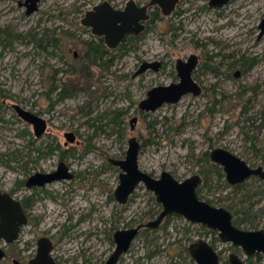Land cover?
Returning <instances> with one entry per match:
<instances>
[{"label":"rangeland","instance_id":"1","mask_svg":"<svg viewBox=\"0 0 264 264\" xmlns=\"http://www.w3.org/2000/svg\"><path fill=\"white\" fill-rule=\"evenodd\" d=\"M101 1L42 0L37 13L25 16L18 0H0V40L8 36V42H0V180L10 187L21 174L18 162L29 156L28 161H32L37 155L35 147L50 142L65 151L60 157L75 172L73 179L51 184L48 190L57 202L47 200L46 205L54 209L38 217L42 218L40 225L34 226L31 215L24 226L25 237L46 228L60 234L71 225L124 227L151 218V212L154 217L161 205L142 183L137 184L126 204L113 198L119 170L108 158H124L132 135L141 143V169L154 175L166 170L178 179L201 174V198L231 210L240 227H264V180L252 175L231 184L223 168L209 158L210 151L220 147L251 167H264V35L256 38L264 0H231L219 11L208 8V0H181L178 8L184 11L180 17L153 22L149 33L133 46L127 44L125 52L110 50L105 56L98 52L103 58H96L93 65L84 58V42L92 37L80 19L84 10ZM179 22L183 24L180 31L170 30ZM25 33L37 45L24 41L21 37ZM91 42L103 50L100 41ZM203 51H221L236 63L242 57L255 63L247 74L230 76L216 87L215 102L187 95L153 112L138 109L148 89L170 81L175 58ZM158 57L169 63L163 70L132 77L139 63ZM55 88L64 92L62 99ZM11 104L40 113L47 122L46 132L35 139L31 126L17 116ZM132 116L138 118L133 130L129 125ZM114 119V126L107 124ZM68 131L74 132L76 139L65 145L64 133ZM60 157L55 155L37 164L44 169ZM32 166L27 168L29 172ZM72 188L79 194L61 205L59 192L69 193ZM89 210L93 213L87 217ZM216 236L200 223L188 225L183 216L171 215L157 228L143 229L137 235L133 264H195L187 250L195 238L220 245L224 256L234 251L248 257V264H264L261 252L247 255L239 246L217 241ZM60 239L66 253L67 235ZM103 247L104 251L110 249L107 242ZM146 251H152L148 258ZM128 258L127 254L121 262Z\"/></svg>","mask_w":264,"mask_h":264},{"label":"flooded vegetation","instance_id":"2","mask_svg":"<svg viewBox=\"0 0 264 264\" xmlns=\"http://www.w3.org/2000/svg\"><path fill=\"white\" fill-rule=\"evenodd\" d=\"M83 1L85 3L88 0H83ZM104 1H107L112 6V8L115 10H124L126 5L128 3H131L130 6H131V11H132L133 16H136V15L137 16H139V15H146L147 16L145 19H141V18L139 19L138 23L140 25H142V28L138 32L125 33L123 35V37L120 39V41L117 42L114 47H109L105 43L103 35L93 33L91 26L84 25L81 22V20L84 18L87 11L93 10L94 6L99 5ZM180 1L181 0H177L173 9L168 14H164L162 7L158 3H152L151 0H116V1L115 0H103L99 3L91 5L89 8L84 10L82 17L80 19V23L84 27L88 28V30L90 31V37H92V39H90L89 41L86 40L84 42V47H85L84 53H86L87 51L88 52L89 51L90 52L97 51V52H100L101 55L105 56V55H107L108 51H110V50H117L118 52H125L128 49V47H126L127 44H130L131 46H133L134 44H136V41H140L145 35H147V33H149V31L152 29L150 25L153 22L158 21V20L162 21L164 19V17H168V16H170V17L171 16L172 17L179 16L180 17L184 11V10H181L180 8H178ZM230 1L231 0H227L222 5H210V0H208L207 6L210 9L219 11L221 8L226 6ZM30 3H31L30 0H18V7L22 9L23 14H25V16H30L31 14L37 13L40 9V5L42 3V0L37 1L36 6H35V10L32 13L26 14V12L29 8L28 6ZM83 5L84 4H82L81 6H83ZM160 14L162 16L159 17ZM66 15L68 16L69 12ZM263 18H264V12L262 13V15L260 17V21L257 24V29H258L257 36H256L257 40L261 39V37H263V35H264V31H262V28L260 27V24H261V21ZM182 27H183V24H181V22H179V25L177 27L170 26V30L180 31L182 29ZM0 30L2 31L3 29H0ZM21 38L26 42L34 41V42H36V45H37V41H35L32 36H30L26 33ZM53 38H54V40H56L55 37H53ZM5 40H7V42H8V36L2 37L0 42L1 43L5 42ZM39 40H40L39 46H41L42 38H40ZM52 40L50 39L51 42H52ZM91 40L100 41L101 44L98 43V45L103 50L99 51L98 48L93 47V43L91 42ZM210 40L212 42L216 43L214 40L209 39V41ZM203 45H205V44L203 43ZM203 53L204 54H202V52L190 53L184 57L175 58L173 60L174 61L173 62V68L170 71L172 73L170 81L165 83V84H158V85H169L172 83H179L181 80V77H180L179 70H178L177 66L180 63L179 66H180L181 70L184 72L185 71L188 72L189 78L191 79V81L194 84H196L198 86L199 91L197 94H194L192 92L185 93L181 96V98L179 100H181L184 96L192 95L194 97H200V96L202 98L206 97L207 100H209L210 102H215L217 100L215 98V94H214V92H215L214 89L216 87H221V85H223L224 80L226 78H229L230 76L237 78L243 74H247L249 72V70H251V68L253 67V65L255 63L254 60H252V59L248 60L245 57H242L241 60L237 63L233 62L230 55L223 54L221 51H219V53H217L216 51L215 52L203 51ZM73 56L78 57V54L76 52H74ZM217 57L220 58L219 61H216ZM189 62H192V66L189 68H186L185 64H187ZM87 63L90 64V62H88V61H87ZM94 64H97V63H93V65ZM168 64L169 63H166V60L161 58V57L153 58V59H149V60H143L141 63L138 64L137 68L132 73V77L136 78V77H138V76H140L146 72L159 73ZM141 66H145V68L141 72H138V70L140 69ZM158 85H153L152 87L158 86ZM55 90L57 93L56 94L57 97L59 99H62L64 92H62L60 90L57 91V88H55ZM147 92H146V95H147ZM177 102H173V103H177ZM54 104H55V102H53V105ZM165 104H172V103H165ZM19 106H21V105H19ZM11 107L15 111L13 104H11ZM22 108H24V107H22ZM51 108H52V106H51ZM24 109H26V108H24ZM138 109H139V107H138ZM26 110H28V109H26ZM139 110L141 112H144V113L153 112V111H145V110H141V109H139ZM31 112H33V111H31ZM15 113H16V111H15ZM33 113L40 116V113H36V112H33ZM40 117H42V116H40ZM133 117H136V121L133 123V127H131L130 120ZM20 119L23 122H25L31 126L32 133H33L35 139H39L46 132L47 122L44 118L43 119L46 122V126L40 135L35 134V131H34L31 123L24 121L22 118H20ZM137 119H138L137 116H132L130 118L129 125H130L131 130L134 129L135 124L137 122ZM115 123L116 122H114V123L107 122V124L110 126H114ZM68 132H70L74 135L73 141H69L66 138L65 134ZM68 132L64 133V137L66 139L65 145L67 143L75 142V139H76V134L74 132H71V131H68ZM131 137H135L137 142L139 143V149H138V157H139L141 143L136 136L132 135L129 138H131ZM129 138H128V140H129ZM128 140H127V147H128ZM126 150H127V148H126ZM126 150H125V154H126ZM35 151H36L37 155L34 157V159L32 161H30V160L28 161V158H30L31 156H29V157L26 156L27 158H25L24 160L22 159L20 162H18V164H19L18 169L21 172V174L14 181H12L10 187H6V185H5L6 181L5 180L4 181L0 180V193H4V192L8 193L12 198L18 200L20 203V206L22 208V211L26 217L25 222L20 224L19 227L17 228L16 236L12 240H8L2 234L0 235V248L3 251V255L0 257V264H29L32 259L36 258V254H37V250H38V246H39V241L41 238H44V237L49 242L48 244H49L50 248L48 250V253L51 257V261L54 262V264H104L115 249L116 242H115L114 234H115L116 230H118V229H130V228H134V227L138 226V227H136L137 229H136L134 235L130 238L127 248L118 255L116 261L113 263V264H133L134 258H132V251H133V247H134V240L137 237V235H139L141 233V231L143 229L150 230L152 228L153 229L157 228L163 221H168L170 219L171 215L183 216L179 213L172 212V213H168V214L164 215L157 225H152V226L145 225V223L147 221L154 219L162 209L161 203L156 200L161 205V208L156 212V215L154 217H152L154 212H151L148 214L149 217H151V218H149L145 221H140L139 223H137L135 225H126L124 227H116L114 225H110V227H90V228L89 227L88 228H77V227H74V225H71L69 227H64L63 231H61L60 234H57V232H55L54 230L46 228L43 231L38 232L36 235L34 234L33 237L26 238L25 232H24V226L27 225V223H29L31 221L30 220L31 215H34V217L32 219L34 226L40 225L42 218H38V217L46 215L47 213H50L54 209V206L48 207V205H46L47 200H50L51 202L56 201V196H54L53 193L48 190L51 188L50 187L51 184L54 182H58V181H60L61 183H64L66 180H71L75 176V172L73 173L70 166L68 164H66L64 161H62L63 156L60 157V155H62V153L65 151H62L60 149V147L56 145V143L53 144L52 142H50L49 144L44 145V146H43V144H40L39 146L35 147ZM55 155H58L60 158H59L58 162L56 161L53 164V166L50 164L49 167L41 169L39 167V165L37 164V163H43L44 161L49 160L50 157L55 156ZM23 157L24 156L22 154L21 158H23ZM124 158H125V155H124ZM124 158H112V157L108 158L109 164L113 165L114 167L118 168V170H119L118 183H119V175L123 172V170L121 169V167L119 165L115 164L114 161L122 160ZM60 163H62L65 166V173L70 174L69 177L62 176L60 178H55L52 180L44 181L42 183H30V184L27 183V180H28L30 175L37 174V173L38 174L53 173V172L58 170ZM137 163H138V160H137ZM32 164H33L32 171L29 172L27 170V168L30 167ZM138 168L141 171L145 172L146 174H150V176H152L154 178H158L160 176L161 172L166 171V170H163L160 172V174L154 175L150 172H147V171L141 169L139 166V163H138ZM253 168H255V167H253ZM262 168H264V167H262ZM167 172H169V171H167ZM198 175L201 178V181H200V183H201L202 182V175L201 174H198ZM252 175H250V176H252ZM250 176H248V177H250ZM254 176H257V175H254ZM174 177L177 178L176 176H174ZM260 179H262V178H260ZM178 180H181V179H178ZM262 180H264V179H262ZM139 183L144 184L141 181L138 182L137 184H139ZM238 183H235V184H238ZM137 184L135 185L134 189L128 194V196L124 202H120L116 198V195L114 192L115 188L117 186L116 185L115 188L113 189V198L119 204H126L127 202L130 201V199H131V197H132V195H133V193L137 187ZM199 184H198V186H199ZM144 186H145V184H144ZM198 186L196 187L197 196L200 199H203L198 195ZM147 189H149V188H147ZM77 194H79L78 191L76 189H73V188L70 190L69 193L67 191H64V190L60 191L59 195L57 196L58 201L61 205L65 206L66 201L67 202L71 201L72 195L76 196ZM206 201L209 202L208 200H206ZM210 204H212V203H210ZM212 205H214V204H212ZM215 206H217V205H215ZM230 212H231V210H230ZM92 213H93V210H89L88 213L86 214V216L89 217V215H92ZM233 217L234 216L232 214V222L236 226H238V224H236L234 222ZM86 219H88V218H86ZM80 220H82V217L80 218ZM186 222L188 225L193 224V223H197V222L190 221L188 219H186ZM201 225L205 226L209 231L216 233L217 241L218 240L223 241L220 238V236L218 235L217 229L208 227L205 224H201ZM238 227H240V226H238ZM187 228H188V226H187ZM240 228H243V227H240ZM261 228H264V227H261ZM243 229H257V228H243ZM64 234L67 235V242L69 243V247L66 248V253L63 251L64 248L62 249V246L60 244V240H61L60 237ZM5 235H7V233ZM199 239L205 240L213 248V250L216 252L217 257H218V264H229L230 263L229 256L231 253L237 254L238 257L242 261H245L248 264V262H247L248 257L242 258L238 253H236L234 251H230L226 256H224L223 250H221L222 248L220 245H217V244L215 245L214 243H212L211 241H209L208 239H205V238H195L187 244L188 253H189L190 257L194 260L195 264H197V262L195 261L194 257L192 256V254L189 251V245L197 242ZM103 242H107L108 248L110 247V249H108L107 251L106 250L104 251ZM223 242H229V241H223ZM229 243H231V242H229ZM231 244L234 245L233 243H231ZM235 246H238V245H235ZM127 254L129 257L128 260L126 262L122 263L121 261L125 259V256ZM151 255H152V251H146L145 252L146 258L150 257ZM247 255H249V254H247ZM250 255H252V254H250ZM35 263L36 264H47V260H44L43 258L37 257L35 260Z\"/></svg>","mask_w":264,"mask_h":264},{"label":"water","instance_id":"3","mask_svg":"<svg viewBox=\"0 0 264 264\" xmlns=\"http://www.w3.org/2000/svg\"><path fill=\"white\" fill-rule=\"evenodd\" d=\"M30 1L26 14H30L35 10L38 0ZM226 1L210 0V5H222ZM151 2L158 3L164 14H168L177 0H151ZM130 4L128 3L124 10H115L107 1H104L94 6L93 10L87 11L81 22L84 25L91 26L93 33L103 35L105 43L109 47H114L125 33L138 32L142 28V25L138 23L139 19L147 17L146 15L133 16ZM260 27L264 31V18ZM179 64L177 67L181 77L180 82L152 87L148 90L146 97L139 102V109L155 111L165 103L177 102L185 93H198V86L191 81L188 72L181 70ZM185 65L186 68H189L192 66V62ZM144 68L145 66H141L138 72H141ZM13 107L20 118L32 124L36 135L43 132L46 122L42 117L22 108L18 104H13ZM135 121L136 117L130 120L131 127H133ZM65 136L69 141L74 139V135L70 132L66 133ZM138 149L139 143L135 137H131L128 140L125 158L114 161L123 170L119 175V183L114 192L118 201L124 202L128 194L140 181L153 191L156 200L161 203L162 209L154 219L147 221L145 225H157L164 215L176 212L190 221L217 229L218 235L223 241H229L240 246L246 254L250 255L255 252L264 254V228H240L232 222V213L226 207L215 206L204 199H200L196 193V187L201 181L198 174H192L178 180L167 171L161 172L158 178L141 171L137 163ZM209 158L223 168L225 177L231 184L241 182L252 174L264 179V168L261 166L250 167L243 159L226 149L220 147L212 149ZM62 176L69 177L70 174L65 173V166L60 163L57 171L50 174H32L29 176L27 183H42ZM25 220L26 217L19 201L12 198L8 193H0V235L2 234L8 240H12L16 236L17 228ZM136 227L116 230L114 234L115 249L104 264H113L116 261L118 255L127 248L130 238L137 229ZM6 233L7 235H5ZM48 243L45 237L40 239L36 258L40 257L47 260V264H54L48 253L50 248ZM189 251L197 264H218L216 252L203 239L190 244ZM2 255L3 251L0 248V257ZM36 258L32 259L29 264H36ZM229 260V264H247L235 253L230 254Z\"/></svg>","mask_w":264,"mask_h":264},{"label":"trees","instance_id":"4","mask_svg":"<svg viewBox=\"0 0 264 264\" xmlns=\"http://www.w3.org/2000/svg\"><path fill=\"white\" fill-rule=\"evenodd\" d=\"M1 31V30H0ZM95 50V49H94ZM84 58H86V60L88 61V62H92V63H96L95 61H96V58H98L99 60H101L103 57L102 56H99L98 55V52L96 51V52H94V53H91L90 51L88 52H86L85 53V57ZM63 97V96H62ZM113 122H115V119H114V121H111V123H113ZM116 124V123H115ZM237 221H241V219L240 218H237ZM234 222H235V219H234Z\"/></svg>","mask_w":264,"mask_h":264}]
</instances>
